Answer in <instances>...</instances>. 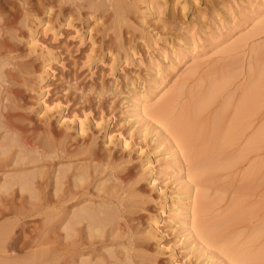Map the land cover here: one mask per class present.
Here are the masks:
<instances>
[{
    "label": "rangeland",
    "instance_id": "1",
    "mask_svg": "<svg viewBox=\"0 0 264 264\" xmlns=\"http://www.w3.org/2000/svg\"><path fill=\"white\" fill-rule=\"evenodd\" d=\"M14 1L10 0L9 5ZM142 1L133 0L135 6L117 15L108 5L91 16L90 10L84 8L80 15L76 13L72 26L63 27L59 39H53L51 31L47 35L40 31L38 37L60 52L51 63L52 75L44 82L49 89L47 98L54 103L61 100L63 104L61 121L57 122L59 115L55 113L53 125L63 129L64 114L87 116L84 135L76 134L75 129L70 131L78 140L89 139L90 145L69 157L44 159L46 185L41 187L40 196L46 206H26L33 209L31 215L10 219L19 223L14 222V232L45 233L43 229L57 213L56 199L51 196L52 170L60 162L64 166L70 164L73 167L67 170L69 178L85 166L87 161L83 159L91 158L94 152L99 157L95 163L100 166L92 172L86 189L91 197H108L114 203L122 199L133 206L129 215L136 217L134 222L138 226L135 225L142 232L150 214L159 216V239L147 241L146 249H141L148 259L144 264H243L226 252L229 243L232 248L251 244L250 254L264 247V137L252 144V137L260 130L264 132V0H155L152 14L141 10ZM35 67L39 73L41 62H36ZM157 83L154 91L163 95L153 98L150 105H159L176 90L167 111L172 118L191 102L200 99V103L205 98V108L197 115L193 128L198 132L187 133L189 139L193 136L191 150L184 148L176 131L162 125L160 116L148 113L139 120L132 113L129 105L133 92ZM214 84L219 91L208 101ZM33 92L29 103L36 108L37 92ZM240 102L247 105L246 109ZM239 106L246 110L241 117L239 109L236 111ZM215 120L221 121L222 126L218 127H225L224 131L232 121L239 122V138L234 130L235 139H231L235 142L224 145L221 155L223 160L226 154L223 163L227 161L229 165L192 178V158L201 148L203 151L206 143H199L202 139L196 141L195 136L210 132ZM74 121L71 123L75 124ZM175 147L181 150L179 165L172 162ZM111 174L128 177L122 183L111 180L104 190L98 191L97 184ZM187 189L192 190L196 204L200 205L201 222H220L225 216L231 219L220 230L223 231L219 232L217 243L206 241V236L193 225L192 232L186 230L182 223L175 222L176 216L171 220L169 207ZM21 195L26 199L29 196L27 192ZM10 220L2 221L0 226ZM126 239L122 226L109 237L120 251V243ZM19 255L25 256L26 252L20 251ZM263 259V255H253L254 264H264Z\"/></svg>",
    "mask_w": 264,
    "mask_h": 264
},
{
    "label": "bare ground",
    "instance_id": "2",
    "mask_svg": "<svg viewBox=\"0 0 264 264\" xmlns=\"http://www.w3.org/2000/svg\"><path fill=\"white\" fill-rule=\"evenodd\" d=\"M9 2L10 0H0V223L12 218L22 219L23 216L31 215L33 209L26 208V206H37V208L40 206V209L41 206H46V202L42 201L40 196L41 187L46 185L45 158L69 157L79 152L84 146L89 147L90 145L89 139H76V134L84 135L87 131V116L82 118L77 113L72 117L64 114L61 123L65 127L62 129L53 125L55 113L59 115L57 122L61 121L63 104L61 100H56L57 102L54 103L47 98L49 89H46L44 82H48V78L52 75L51 63L59 58L60 52L55 51L56 47L50 45L51 43L48 44L45 39L38 37L40 31L45 35L51 31L50 36L53 39H59V35L63 34V27L72 26L76 13L80 15L84 8L90 10L88 16H91L108 5L112 7L114 15H117L135 6L133 0H16L13 5H9ZM154 2L155 0H143L144 5L141 6V10L146 14H152ZM186 7L187 1H184L183 8ZM89 36L92 37L91 30ZM38 61L41 62L42 67L38 70L39 73L35 67ZM194 67L197 69L196 66ZM158 84L145 86L143 90L133 92L129 105L132 113L139 120H143L148 113L160 116V122L164 127L179 134L184 148L185 146L186 148L191 147L193 136L191 135L192 138L189 139L187 133L193 131L197 115L199 116V112H202L203 107L205 108V98L202 97L204 103H199L200 99L191 102L189 106L181 110L178 116L172 118L167 115V111L176 90L165 96L159 105H150L153 98L160 95L158 97L160 99L163 95L161 91H154L159 86ZM180 87L177 86L178 89ZM218 88L217 84L211 86L208 101H212L211 97L219 91ZM33 91L37 92L38 105L36 108L33 107L34 109L29 103V97L32 96L30 93ZM245 96L246 94L243 98L246 99ZM246 106L245 104V109ZM240 108L236 111L239 109L238 115L241 114V117L246 110L244 111V107ZM236 118L238 119V116ZM74 120L76 123L72 124ZM234 121L226 126L227 133L224 131L225 127H221L225 135H222V130L218 127L221 121L215 120L210 132L203 134L202 131V134L195 136L196 141L202 139L203 142L199 143L203 145L206 143L202 146L203 151L199 147L201 148L200 153H194L192 158L194 163L192 162L193 166L191 165L189 173L192 178L197 179L201 173L217 171L220 167L229 165L227 161L223 163L226 154L222 157L224 161L221 155L223 147L230 145L231 141L235 142L231 138L235 139L236 135L239 138L237 134L239 122L233 124ZM96 124L99 125L100 122L97 121ZM72 129H75V136L70 131ZM234 130L237 132L234 133ZM193 132L195 133L196 129ZM230 132L235 136L230 135ZM263 137L264 132L260 130L254 138L252 137V144ZM172 158V162L179 165L181 150L176 148L172 152ZM97 159L99 157L93 152L91 158L83 159L87 161L84 163L85 166L79 168V171L71 174L69 178L67 170L73 166L70 164L64 166L65 163L60 165L63 162L59 161L58 167L51 173L53 180L51 196L56 199L54 210L57 212L54 221L43 229L45 233L36 235L15 233L18 221H14L16 224L11 220L7 223L3 222L0 226V250H2L0 264H144L147 258L142 250L146 249L147 241L158 240L161 233L159 216L150 214L142 232L134 222L136 217L129 215L134 211L133 206L125 204L122 199L114 203L110 198L107 199L108 197L102 199L91 197L89 195L91 193L86 189L90 185L92 172H97L98 165L100 166V163H95ZM249 174L247 173V178ZM111 176L106 181L97 184L98 191L104 190L111 180H119L122 183L128 177L127 174H111ZM26 192L29 194L27 199L21 195ZM17 196L20 198L17 199ZM196 200L192 190L183 191L182 195L169 207V212L173 214L171 220L174 221L176 216L178 220L175 222L182 223L183 227L190 232H192V225L195 226L196 230L206 236V241L215 244L220 238L218 237L220 230L231 219L228 220L229 217L225 216L220 222H201L198 219L200 218L198 216L200 205L196 204ZM61 201L70 202V204L63 206ZM191 204L194 205L193 210H191ZM20 224L23 225V222ZM117 225L124 228L127 236V239L120 243L123 247L122 251L114 247L109 240L116 228H119ZM139 233L143 236H139ZM229 245L231 248L228 247L226 252L234 260L243 264H254V254L264 256V247L251 255V251L248 250L251 244L245 243V245L233 248L230 243ZM159 248L162 249L163 246ZM20 251H25L26 255L20 256ZM203 251L206 250L203 248Z\"/></svg>",
    "mask_w": 264,
    "mask_h": 264
}]
</instances>
